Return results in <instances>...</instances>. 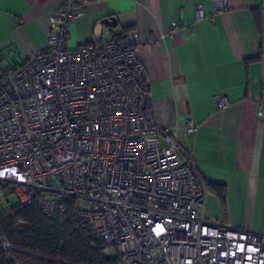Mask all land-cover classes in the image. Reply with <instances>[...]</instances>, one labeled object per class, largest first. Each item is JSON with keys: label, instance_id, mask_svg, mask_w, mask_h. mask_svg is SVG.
Wrapping results in <instances>:
<instances>
[{"label": "built area", "instance_id": "built-area-1", "mask_svg": "<svg viewBox=\"0 0 264 264\" xmlns=\"http://www.w3.org/2000/svg\"><path fill=\"white\" fill-rule=\"evenodd\" d=\"M196 12L202 18L203 6ZM82 15L65 0L47 46L0 75L1 200L9 186L24 205L37 199L50 217H74L118 264H264L263 236L205 218L207 191L181 136L197 126L157 124L137 31L117 41L104 26L98 42L71 49Z\"/></svg>", "mask_w": 264, "mask_h": 264}, {"label": "crops", "instance_id": "crops-1", "mask_svg": "<svg viewBox=\"0 0 264 264\" xmlns=\"http://www.w3.org/2000/svg\"><path fill=\"white\" fill-rule=\"evenodd\" d=\"M77 1L83 15L70 27L69 46L93 42L101 20L115 17V31L139 35L157 124L197 126L181 136L207 191L205 218L264 237V0H226L224 10L213 0ZM64 3L0 0L1 55L13 52L17 65L45 48L50 17ZM175 22L184 26L163 38Z\"/></svg>", "mask_w": 264, "mask_h": 264}, {"label": "trees", "instance_id": "trees-1", "mask_svg": "<svg viewBox=\"0 0 264 264\" xmlns=\"http://www.w3.org/2000/svg\"><path fill=\"white\" fill-rule=\"evenodd\" d=\"M115 29L112 38L117 41L130 31L114 33ZM2 59L0 52V75L12 67L2 68ZM3 191L14 195L9 186ZM7 198L10 204L0 212V264H118V256L107 253L105 241L82 230L74 217H50L37 199L24 205ZM67 204L69 213L73 212L72 201Z\"/></svg>", "mask_w": 264, "mask_h": 264}, {"label": "rangeland", "instance_id": "rangeland-1", "mask_svg": "<svg viewBox=\"0 0 264 264\" xmlns=\"http://www.w3.org/2000/svg\"><path fill=\"white\" fill-rule=\"evenodd\" d=\"M70 43H71V41H70ZM69 47L71 48V46H69ZM71 49H73V48H71ZM4 53L5 54H4L3 59H2L3 60L2 61V68H6V67H8V65H12V67L15 66L14 65L15 55L13 54V52H12V54H11L10 51H6ZM18 60H19V58H18ZM6 195L9 196V200H10L11 203L17 204L18 198L15 195H8L7 193H6ZM9 204L10 203L8 202V200L6 198L0 200V212L3 211V210H6L8 208ZM110 252L113 255L116 254V250L114 248H110Z\"/></svg>", "mask_w": 264, "mask_h": 264}, {"label": "water", "instance_id": "water-1", "mask_svg": "<svg viewBox=\"0 0 264 264\" xmlns=\"http://www.w3.org/2000/svg\"><path fill=\"white\" fill-rule=\"evenodd\" d=\"M104 26H111V27H117V20L115 17H107L101 20V22L97 25L95 29V38L97 41L101 39L102 36V30ZM1 200V198H0Z\"/></svg>", "mask_w": 264, "mask_h": 264}]
</instances>
